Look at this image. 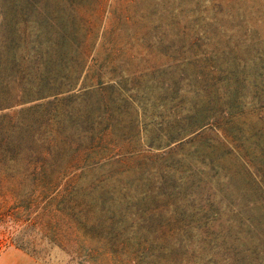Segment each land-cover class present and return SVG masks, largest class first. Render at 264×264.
Instances as JSON below:
<instances>
[{
  "label": "rangeland",
  "instance_id": "374dc122",
  "mask_svg": "<svg viewBox=\"0 0 264 264\" xmlns=\"http://www.w3.org/2000/svg\"><path fill=\"white\" fill-rule=\"evenodd\" d=\"M46 1L50 6L54 3ZM64 3L66 13L83 17L72 26L78 31L81 27L90 30L83 43L88 58L80 83L102 80L107 88L102 94L110 109L118 105L117 95L121 93L134 95L142 105L146 103L140 123L152 130V137L167 135L174 108L179 116H185L189 103L183 94L190 81L195 87L207 81L216 90L223 88L228 78L236 82V99L229 110L232 116L225 115L230 118L226 129L233 145L245 152L238 155L222 150L217 155L223 169L221 175L234 179L228 186H219L216 192L212 190L216 178L206 176L201 187L188 183V196L179 194L176 205L172 202L168 205L178 208L169 212L170 216L196 220L202 215L195 208L202 207L217 210L219 218L225 220L236 216V209L242 206L250 214L248 208L254 202L264 210V152L260 159L251 152L254 143L261 145L264 140V0ZM48 7L44 6L47 10ZM115 81L120 82L119 87L114 85ZM90 100L95 101L96 97ZM123 120H128L127 115ZM189 122L185 121L184 129L192 127ZM118 137L133 138V134L125 130L119 131L117 138L108 136L103 144L110 151H103L102 157L105 153H122V161L104 167V171L127 168L139 171L138 176L174 174L194 183L198 181L202 159L192 153L215 139L213 133L205 131L175 155L143 148L136 158L124 155L132 151L127 143L126 150L111 152L114 145L119 146ZM26 157L20 155L14 161L8 153L0 154V264L144 263L136 242H128L130 231L121 230L120 223L112 226L120 210V205L118 210L115 204L119 202L114 204L106 197L104 204L87 196L90 184L77 189L80 166L73 160L69 162L71 155L62 152L55 158L57 171H66L62 179L55 175L40 178L31 173V168L25 171ZM185 206L194 209L182 213ZM248 213L242 216L247 217ZM257 213L262 214L259 208Z\"/></svg>",
  "mask_w": 264,
  "mask_h": 264
},
{
  "label": "trees",
  "instance_id": "16d2710c",
  "mask_svg": "<svg viewBox=\"0 0 264 264\" xmlns=\"http://www.w3.org/2000/svg\"><path fill=\"white\" fill-rule=\"evenodd\" d=\"M52 1L50 6L46 0H0V154L8 153L14 161L27 155L25 171L31 168L33 175L47 179L52 175L62 179L66 171H57L55 158L62 152L71 155L69 162L80 166L78 190L90 184L87 196L104 204L108 199L119 202L112 226L120 223L121 230L130 231L128 242H136L143 264H264V210L257 203H250V214L242 206L236 209V216L225 220L219 218L217 210L202 207L195 208L202 215L196 220L173 218L169 213L178 210L168 205L172 202L175 206L179 194L188 196V183L201 187L206 176L216 178L212 188L216 192L234 179L221 175L217 155L222 150L238 155L245 152L233 145L226 129L230 124L226 116H232L229 110L236 99V82L228 78L224 87L216 90L207 81L199 87L190 81L183 94L189 103L185 116H179L174 108L167 135L152 137V130L140 123L146 103L121 93L118 105L111 106L113 110L104 101L102 93L107 88L102 80L80 83L88 58L83 43L90 30L81 27L78 31L72 26L83 17L63 10L67 0ZM92 96L95 101L90 100ZM124 115L128 120H123ZM185 121H191L192 127L184 129ZM125 130L133 138L118 137L119 146L114 145L111 152L126 150L127 143L132 151L124 155L136 158L143 148L175 155L205 131L213 133L215 139L192 153L202 159L196 183L174 174L138 176L139 171L127 168L104 171L106 166L121 163L122 153L102 157L103 151H110L103 143L108 136L117 138L118 132ZM260 144L252 147L256 159L263 156L264 140ZM142 175H146L144 179ZM257 187L261 189L259 184ZM190 198L194 202L193 196ZM258 208L262 214L257 213ZM193 209L185 206L181 212ZM246 212L248 216H242Z\"/></svg>",
  "mask_w": 264,
  "mask_h": 264
}]
</instances>
